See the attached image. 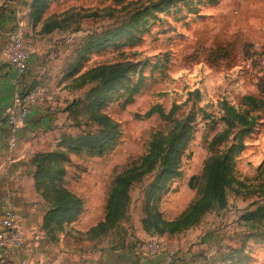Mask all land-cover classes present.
<instances>
[{
	"label": "rangeland",
	"instance_id": "obj_1",
	"mask_svg": "<svg viewBox=\"0 0 264 264\" xmlns=\"http://www.w3.org/2000/svg\"><path fill=\"white\" fill-rule=\"evenodd\" d=\"M18 6L32 30L54 25L50 40L68 43L53 67L66 69L74 102L55 187L96 204L79 240L124 248L197 206L198 224L180 232L192 235L186 264H264V0ZM84 135L86 146L68 142ZM125 176L110 220L111 187Z\"/></svg>",
	"mask_w": 264,
	"mask_h": 264
},
{
	"label": "crops",
	"instance_id": "obj_2",
	"mask_svg": "<svg viewBox=\"0 0 264 264\" xmlns=\"http://www.w3.org/2000/svg\"><path fill=\"white\" fill-rule=\"evenodd\" d=\"M18 10V0H0V219L6 210L15 213L23 235V250L15 253L0 247V264H19L21 258L25 264H186V247L192 237L189 234L142 236L120 249L80 241L77 232L84 228L77 225L84 222L86 209L96 206L81 199L74 220L64 222L60 229L44 228L51 204L37 189L36 159L62 150L58 144L63 132L72 128L67 118L73 100L66 102L71 90L70 76L67 83L66 69L53 72L54 65L66 56L68 43L56 44L50 40L54 31L41 34L42 26L32 30ZM15 32L27 43L26 80L41 96L30 113L11 127L7 124V110L18 83L6 48ZM58 45L62 46L60 50Z\"/></svg>",
	"mask_w": 264,
	"mask_h": 264
},
{
	"label": "trees",
	"instance_id": "obj_3",
	"mask_svg": "<svg viewBox=\"0 0 264 264\" xmlns=\"http://www.w3.org/2000/svg\"><path fill=\"white\" fill-rule=\"evenodd\" d=\"M54 25H47L43 31L44 33L50 32ZM74 106V102L70 104V107ZM69 107V108H70ZM66 137V136H65ZM62 136L60 143L58 144L59 148L64 149V145L66 144L63 139L65 138ZM92 140V139H91ZM89 137L84 135V137H77L75 139H71V144H79L82 143L85 146L88 145ZM93 142L97 143V140H92ZM91 141V143H93ZM67 145V144H66ZM76 149L78 148V145L75 146ZM77 152H75L76 154ZM61 153L55 152L49 155H39L36 159V164L39 170V177H37V189L41 190V194L44 199L48 200L51 204V209L49 213L47 214V222L45 220L43 226L45 229H49L50 231L55 229H60L61 225L64 222H69L75 219V217L78 215L80 211V201L78 198H74L71 195H69L66 190L63 188L55 187V181L57 184H60L59 176L63 175L62 169L60 168V164L57 165L56 160L60 161ZM97 155V154H96ZM215 174L217 176L224 175V168L223 166H217L215 168ZM53 173H56L53 175ZM52 177V178H50ZM55 177H58L57 180ZM128 176L126 177H117L115 181V185L111 187V193L108 200V206H107V218L110 220H115L118 218V213L121 210V204L120 199L123 196V192L121 189V185L127 180ZM59 181V182H58ZM224 183V181H223ZM219 186V184L217 185ZM221 187L216 189V192L214 193L213 197L219 193ZM224 189V188H223ZM61 191H63L61 193ZM51 192L54 194L51 199H48V197L44 193ZM58 193V195H56ZM198 204V203H197ZM201 210L197 209V206L193 207L191 211L185 216L183 219L179 221H175L171 229H168L165 231V234L173 235L180 233L181 231H184V229L190 228L196 224H198L199 216L201 215ZM53 225V226H52Z\"/></svg>",
	"mask_w": 264,
	"mask_h": 264
},
{
	"label": "built area",
	"instance_id": "obj_4",
	"mask_svg": "<svg viewBox=\"0 0 264 264\" xmlns=\"http://www.w3.org/2000/svg\"><path fill=\"white\" fill-rule=\"evenodd\" d=\"M7 57L17 78L18 89L12 98L7 110V124L15 127L18 121L23 120L36 105L41 94L26 80L28 53L22 38L14 35L7 45ZM0 247L15 253L23 250V235L16 224V215L12 210H6L0 219ZM157 249L158 246L154 245ZM19 264H25L23 258Z\"/></svg>",
	"mask_w": 264,
	"mask_h": 264
}]
</instances>
